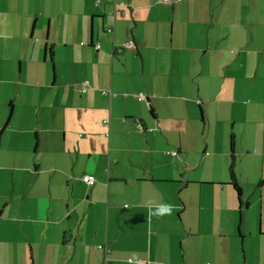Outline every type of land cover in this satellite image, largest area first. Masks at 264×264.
<instances>
[{
	"label": "crops",
	"instance_id": "0c3cea01",
	"mask_svg": "<svg viewBox=\"0 0 264 264\" xmlns=\"http://www.w3.org/2000/svg\"><path fill=\"white\" fill-rule=\"evenodd\" d=\"M94 1L0 0V264H264V0Z\"/></svg>",
	"mask_w": 264,
	"mask_h": 264
},
{
	"label": "built area",
	"instance_id": "2783aa9c",
	"mask_svg": "<svg viewBox=\"0 0 264 264\" xmlns=\"http://www.w3.org/2000/svg\"><path fill=\"white\" fill-rule=\"evenodd\" d=\"M100 0H95L94 1V4H97ZM111 1V3L113 4V8L112 10L110 11L112 15L116 16H123L125 14V11L123 9V3H118V1L116 0H109ZM164 3H169L171 2V0H163ZM99 46V44H97L95 46V48H97ZM133 42L130 40L128 41L127 43H125L124 45L122 46H115L114 47V50H116V53L118 52H121L123 48H126V47H133ZM85 85V84H84ZM83 90H86L85 86H83ZM105 91H102V93H104ZM143 96L141 94L138 95V99H141ZM107 120H104L102 123H106ZM137 128L139 129H143V126L141 124H137ZM166 154H171V155H176L177 154V151H165ZM82 180L84 183H86L87 185H90L93 183V181H95V178L92 176V175H84L82 176ZM98 249H104V251L107 253L109 252V249L106 248V247H103L102 245H98L97 246ZM139 262V261H138Z\"/></svg>",
	"mask_w": 264,
	"mask_h": 264
},
{
	"label": "trees",
	"instance_id": "16d2710c",
	"mask_svg": "<svg viewBox=\"0 0 264 264\" xmlns=\"http://www.w3.org/2000/svg\"><path fill=\"white\" fill-rule=\"evenodd\" d=\"M114 51L116 52V50H114ZM232 141H233V139L231 138V141H229V145H230L229 150H230V154H231L230 157L231 158L233 156V142ZM228 172H229V184L232 185V189H233L234 193L236 194V197L238 199V201H237L238 202V206L240 208L241 206L245 205L246 202L242 201L240 187H239L238 183L236 182V180L234 179V176L232 174V163L229 165V171ZM263 180H264V178H263Z\"/></svg>",
	"mask_w": 264,
	"mask_h": 264
},
{
	"label": "rangeland",
	"instance_id": "374dc122",
	"mask_svg": "<svg viewBox=\"0 0 264 264\" xmlns=\"http://www.w3.org/2000/svg\"><path fill=\"white\" fill-rule=\"evenodd\" d=\"M229 141H230V138L228 137V140L226 141L228 149H229ZM200 186L204 188L203 190H207L206 188H209L208 186H211V185H205V184L202 185V183H199V182L191 183L188 186V195H190L189 192H192L193 195L200 194ZM191 198H195V196H191ZM208 223H209V220H207V223L205 221L203 222V224L206 226L208 225Z\"/></svg>",
	"mask_w": 264,
	"mask_h": 264
}]
</instances>
